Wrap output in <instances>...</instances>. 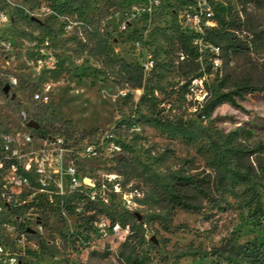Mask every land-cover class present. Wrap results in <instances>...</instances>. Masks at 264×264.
Wrapping results in <instances>:
<instances>
[{"label": "rangeland", "instance_id": "rangeland-1", "mask_svg": "<svg viewBox=\"0 0 264 264\" xmlns=\"http://www.w3.org/2000/svg\"><path fill=\"white\" fill-rule=\"evenodd\" d=\"M204 1L215 16L198 34L185 16L201 0H161L152 7L147 0H0V42L6 44L0 67L4 78L13 75L19 83L0 91L1 127L17 125L25 108L45 131L95 151L80 163L95 181L96 200H86L83 214L67 221L48 218L39 251L23 264H240L241 258L212 251L245 244L256 247L264 264V0L259 9L249 5L247 17L239 0ZM238 17L251 29L237 34L240 52L206 42L214 29H237ZM108 33L128 64L153 62L145 89H123L102 74L90 54ZM45 90L49 104H35L34 93ZM225 95L233 103L202 116ZM182 122L202 125L209 140L183 136L176 128ZM213 142L226 150L231 168L250 179L261 210L246 204L248 194L236 199L215 189L213 201L195 197L199 212L166 204L164 216L153 221L160 210L144 203L143 172L211 173L214 180ZM112 212L121 230L92 238L95 222L110 220ZM129 215L134 219L124 226L120 221Z\"/></svg>", "mask_w": 264, "mask_h": 264}, {"label": "built area", "instance_id": "built-area-1", "mask_svg": "<svg viewBox=\"0 0 264 264\" xmlns=\"http://www.w3.org/2000/svg\"><path fill=\"white\" fill-rule=\"evenodd\" d=\"M147 3L150 7L160 6L161 0ZM206 6L207 2L201 0L195 11L185 16L198 34L213 25L215 14ZM1 17L7 19L5 13ZM5 47L0 42V50ZM143 67L146 73L151 72L153 62ZM18 85L15 76L4 78L0 67V91ZM32 100L45 106L50 95L47 90L38 91ZM18 118L17 125H0V264H23L39 251L48 218L58 216L67 221L83 214L86 200H96L95 181L82 174L80 163L95 155L94 147L80 150L70 137L53 135L39 122L38 130L30 127L37 117L25 108L20 109ZM120 230V224L102 218L95 222L92 238L106 239Z\"/></svg>", "mask_w": 264, "mask_h": 264}, {"label": "trees", "instance_id": "trees-1", "mask_svg": "<svg viewBox=\"0 0 264 264\" xmlns=\"http://www.w3.org/2000/svg\"><path fill=\"white\" fill-rule=\"evenodd\" d=\"M259 1L260 0H239L242 12L246 14V17L248 15L249 5L258 9L261 8ZM238 18L241 22L240 17ZM238 33L241 35L244 33H251L249 21H246V23L241 22L237 29L227 27L214 29L208 33L206 42L219 49H221L220 45L224 44L225 50L240 52L242 48L236 42L238 40ZM112 40V35L109 34L108 37L100 41L94 49H91L92 51L90 55L99 59L102 74L123 89H145L144 85L147 81V73L145 72L144 67L141 65L128 64L124 59L118 57L113 47L110 45ZM255 91L256 89H250L249 93H254ZM224 103H233L231 96L225 95L219 100L211 103L209 107H206L204 111H202V116H211L216 108ZM36 120L42 124L40 119L37 118ZM66 125H68V123H66ZM176 128L183 136L192 141L209 140L206 128L202 125L182 122L177 123ZM213 147L219 157V161L217 163L212 162L211 164L214 172L216 173L214 180L211 173L207 174L204 178H200L199 175L181 173L180 170L169 171L165 175L157 174L156 172L147 169L143 172L144 176H146L145 181L149 188L148 194L145 195L144 203L146 205H152L157 210H160V212L153 215V221H159L164 216L163 214L166 209V204L170 205L172 210L180 209L188 212H199V207L194 203L195 197H197V195H201L204 199L213 201L212 194L215 189L221 191V196L223 197L226 194L231 193L236 199L244 197V194H248L246 196V204L254 205L256 211L261 210V198L258 193L252 192L250 179L246 175L241 174L237 169L231 168L230 158L228 157L226 150L223 149L221 145L213 142ZM241 187H245V190L242 193L239 191V188ZM114 199L115 195L112 202ZM102 206L103 211H101L100 214L105 212V205L103 202ZM90 207V211L97 210L95 207ZM262 212L263 211H261V213ZM109 216L112 224L117 223L116 213L112 212ZM130 218L134 219L132 215L125 216L120 221L121 224L124 226L129 225L128 220ZM212 254H232L243 260L240 264H260L258 259L259 251L251 244L233 247L223 245L214 249Z\"/></svg>", "mask_w": 264, "mask_h": 264}, {"label": "water", "instance_id": "water-1", "mask_svg": "<svg viewBox=\"0 0 264 264\" xmlns=\"http://www.w3.org/2000/svg\"><path fill=\"white\" fill-rule=\"evenodd\" d=\"M8 91H9V88L6 87V88L4 89V93L7 94ZM29 126L32 127V128H34V129H36V130H38V129L40 128V124H39L38 122H35V121L30 122V123H29ZM135 216H136L140 221L142 220L141 215H140L139 213H136Z\"/></svg>", "mask_w": 264, "mask_h": 264}]
</instances>
